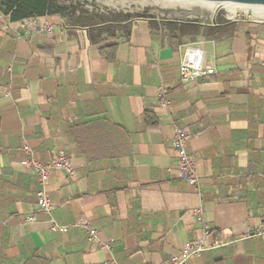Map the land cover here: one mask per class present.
I'll list each match as a JSON object with an SVG mask.
<instances>
[{
	"label": "crops",
	"instance_id": "obj_1",
	"mask_svg": "<svg viewBox=\"0 0 264 264\" xmlns=\"http://www.w3.org/2000/svg\"><path fill=\"white\" fill-rule=\"evenodd\" d=\"M36 21L53 32L0 17V264H165L201 239L202 223L222 245L185 264H264V239L246 238L264 216V22L196 25L174 51L171 28L183 23ZM107 37L112 61L100 55ZM186 43L214 68L207 82L181 83ZM176 129L187 132L197 189L178 177ZM24 145L43 164L59 154L71 164L73 177L47 183L64 233L37 211Z\"/></svg>",
	"mask_w": 264,
	"mask_h": 264
},
{
	"label": "built area",
	"instance_id": "obj_2",
	"mask_svg": "<svg viewBox=\"0 0 264 264\" xmlns=\"http://www.w3.org/2000/svg\"><path fill=\"white\" fill-rule=\"evenodd\" d=\"M17 28H20L26 33H41L51 34L53 32L52 25L46 21L39 22L36 20H22L17 22ZM179 78L183 84H195L198 81L207 82L209 77L215 74L214 68L204 63V52L195 44H184L180 47V64H179ZM9 91V87L6 88ZM158 97L163 107H168L166 101V92L160 88ZM188 141L187 132L183 129L174 130L172 136V148L176 154V168L178 177L184 181L187 185L198 188L199 177L196 173V162L188 155L186 151V144ZM26 157L21 162L23 167L31 170L39 189L35 193V199L38 205V213L45 215L49 218L50 229L54 232L64 233L65 226H61L55 223L52 217V211L54 206L51 202L49 191L47 189V183L50 176L54 172L63 171L69 177H73L74 173L70 162L64 157L63 154L57 155V157L49 163L43 164L37 160L32 151L24 145L22 147ZM195 217L202 222V213L198 209L195 211ZM35 219L33 214L26 215L24 219L25 224L33 222ZM82 227L87 231L91 240H96V231L89 228L88 225L83 224ZM209 229L202 223V237L198 241L186 242L182 246L178 254L173 255L165 264H185L191 257H198L201 254L219 248L222 243L213 239L208 241ZM246 238H259L264 239V216L260 218L259 225L253 231H250ZM108 245L104 244V248L108 249Z\"/></svg>",
	"mask_w": 264,
	"mask_h": 264
},
{
	"label": "rangeland",
	"instance_id": "obj_3",
	"mask_svg": "<svg viewBox=\"0 0 264 264\" xmlns=\"http://www.w3.org/2000/svg\"><path fill=\"white\" fill-rule=\"evenodd\" d=\"M223 5L195 0H55L54 7L59 8L62 14L80 7L78 12L84 15L78 21L106 22L111 27L128 25L134 20L169 21L205 28L235 21L264 22V18H258V13H264V8L232 5L230 11ZM209 7H215V10L211 13Z\"/></svg>",
	"mask_w": 264,
	"mask_h": 264
},
{
	"label": "trees",
	"instance_id": "obj_4",
	"mask_svg": "<svg viewBox=\"0 0 264 264\" xmlns=\"http://www.w3.org/2000/svg\"><path fill=\"white\" fill-rule=\"evenodd\" d=\"M55 6V0H0V15L8 16L11 23L20 22L22 20L30 19L36 20L39 17L60 16L69 21H78L84 14L78 12L80 7H74L71 12L62 14L60 9ZM106 23V22H101ZM173 36L171 38L172 48L177 50L179 45L178 36L192 35L195 36L199 32V26L196 25H176L171 28ZM113 37H107L103 40L106 44L100 51V55L106 60L112 61L114 59L116 44L112 43ZM145 118H150L153 123V117L149 113L145 114ZM148 121V120H147Z\"/></svg>",
	"mask_w": 264,
	"mask_h": 264
},
{
	"label": "water",
	"instance_id": "obj_5",
	"mask_svg": "<svg viewBox=\"0 0 264 264\" xmlns=\"http://www.w3.org/2000/svg\"><path fill=\"white\" fill-rule=\"evenodd\" d=\"M195 1H200L209 4H230V5H243L254 8H264V0H195Z\"/></svg>",
	"mask_w": 264,
	"mask_h": 264
},
{
	"label": "bare ground",
	"instance_id": "obj_6",
	"mask_svg": "<svg viewBox=\"0 0 264 264\" xmlns=\"http://www.w3.org/2000/svg\"><path fill=\"white\" fill-rule=\"evenodd\" d=\"M223 6H228L227 7V9L228 10H230V11H232L231 9H230V7L232 6V5H230V4H224ZM215 10V7H209V11H211V13L213 12ZM258 18H260V19H263L264 18V13H258Z\"/></svg>",
	"mask_w": 264,
	"mask_h": 264
}]
</instances>
